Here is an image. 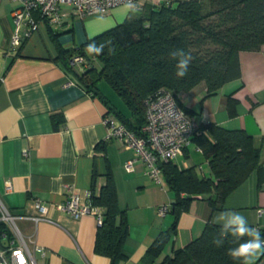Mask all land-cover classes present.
Returning a JSON list of instances; mask_svg holds the SVG:
<instances>
[{
    "label": "crops",
    "instance_id": "obj_1",
    "mask_svg": "<svg viewBox=\"0 0 264 264\" xmlns=\"http://www.w3.org/2000/svg\"><path fill=\"white\" fill-rule=\"evenodd\" d=\"M15 7L14 0H0V199L16 215L18 231L44 247L43 255L35 254L38 264H109L108 257L93 252L96 217L85 214L75 219L54 204L66 198L68 188L78 193L82 203H90L93 174L98 192L110 172L129 227L123 250L126 259L117 264H139L154 237L173 223L174 192L165 182L161 185L148 177L141 159L126 169V162L135 158L134 150L107 138L103 122L109 113L107 106L87 91L70 65L57 58L59 51L49 33L50 27L62 48H77L119 22L125 7L114 6L107 14L84 18L62 7L61 24L39 21L37 29L18 46L12 43ZM238 60L240 77L226 82L216 94L206 96V83L201 80L179 92L177 99L193 112L189 116L195 126L212 122L243 129L264 153V44L255 51L241 50ZM103 94L125 110L122 103ZM229 94L237 100L234 116L227 112ZM98 144L102 151L96 149ZM183 151L173 159L180 168L194 166L198 175L210 173L193 141ZM201 161L207 169H197ZM6 182L11 183L10 191H6ZM35 199L48 206V220L27 218L40 215L33 206ZM162 205L169 206L164 215L157 213ZM225 210L238 211L250 226L264 228V168L251 172L216 207L206 199L192 198L180 211L163 254H172L197 238L207 222L218 224L216 217ZM255 264H264V256Z\"/></svg>",
    "mask_w": 264,
    "mask_h": 264
},
{
    "label": "trees",
    "instance_id": "obj_2",
    "mask_svg": "<svg viewBox=\"0 0 264 264\" xmlns=\"http://www.w3.org/2000/svg\"><path fill=\"white\" fill-rule=\"evenodd\" d=\"M146 4L139 16L125 18L77 48L59 46L57 34L49 27L59 51L57 58L69 67L74 55H84L90 67L80 72L79 81L138 137L145 135L142 130L146 120L144 102L149 96L163 89L177 97L179 92L201 80L206 83V96L216 94L226 82L240 77L239 52L255 51L264 44V0H207L205 3L202 0H166L157 5ZM92 40L106 45L103 54L86 53L85 47ZM174 49H183L193 57L188 74L183 78L175 76L176 62L169 56ZM93 60L100 63L99 69ZM102 81L116 93L125 110L113 105L101 93L99 84ZM227 100V112L234 116L237 100L232 94ZM180 106L185 114L194 115L189 108ZM191 141L202 151L210 173L198 175L194 166L180 168L173 160L158 163L167 188L175 195V202L170 206L174 220L169 228L154 237L139 264H241L227 255V250L236 246L231 237L219 248L211 243L220 226L208 222L197 238L176 248L172 254H163L176 230L180 211L192 198L206 199L216 207L251 172L264 168V162L259 160L260 146H254L252 137L243 129H230L212 122L199 123ZM96 149L103 150L100 144ZM111 177L107 172L103 185L96 192L93 174L88 204L97 207L102 214L93 252L108 257L109 264H117L126 259L123 250L129 227L126 211L117 203ZM5 229L0 222V231ZM257 230L264 236V228Z\"/></svg>",
    "mask_w": 264,
    "mask_h": 264
},
{
    "label": "built area",
    "instance_id": "obj_3",
    "mask_svg": "<svg viewBox=\"0 0 264 264\" xmlns=\"http://www.w3.org/2000/svg\"><path fill=\"white\" fill-rule=\"evenodd\" d=\"M16 7L12 9L15 31L12 34V43L18 46L22 41L37 29L39 21L61 24V8L68 7L70 11L84 18L88 15H104L110 12L114 6L128 3V0H14ZM150 0H132L138 6V11ZM156 0L154 4L161 3ZM73 62L78 65L81 71L90 67V62L84 55L76 54ZM177 97L171 91L160 89L149 96L144 102L145 124L142 127L144 136L138 137L130 130L126 129L113 114L107 113L103 116V122L107 129V138H115L126 148L133 149L135 158L126 162L127 170L132 169V164L136 159H141L147 167L148 177H152L158 184L164 185L161 169V161H171L183 154L184 148L191 142V137L196 132V126L189 115L177 102ZM200 150V148H198ZM26 150L24 151V154ZM201 168V166H200ZM11 183L6 182V191H10ZM66 198L54 204L60 211L70 214L73 218L81 215L91 214L97 219L98 225L102 221L101 211L90 204L82 203L78 193L73 189H67ZM35 208L40 212L39 216L32 218L35 222L45 219L48 206L40 199L34 200ZM169 206L162 205L158 208L160 215L168 211ZM16 215H13L0 200V222L5 226V230L0 231V264H38L36 253L43 255L46 251L44 247L34 243L32 236H25L16 224ZM258 229V227H254Z\"/></svg>",
    "mask_w": 264,
    "mask_h": 264
},
{
    "label": "clouds",
    "instance_id": "obj_4",
    "mask_svg": "<svg viewBox=\"0 0 264 264\" xmlns=\"http://www.w3.org/2000/svg\"><path fill=\"white\" fill-rule=\"evenodd\" d=\"M127 11H138V6L128 0L126 4ZM106 45L97 44L92 40L85 47L88 55H101L104 53ZM114 52V49H109ZM169 56L175 63V76L183 78L188 74L192 55L183 49H174L170 51ZM216 222L220 226V231L215 235L211 243L219 248L222 247L229 237L235 247L227 250V255L233 260H238L241 264H255L261 256H264V236L254 227L250 226L247 218L238 211L225 210L216 217Z\"/></svg>",
    "mask_w": 264,
    "mask_h": 264
},
{
    "label": "rangeland",
    "instance_id": "obj_5",
    "mask_svg": "<svg viewBox=\"0 0 264 264\" xmlns=\"http://www.w3.org/2000/svg\"><path fill=\"white\" fill-rule=\"evenodd\" d=\"M155 1L156 0H150L149 2H147L146 5L154 4ZM161 1L163 2V1H166V0H161ZM202 1L205 3L207 0H202ZM126 4L127 3L120 5L122 7H125V10H126V11H124L125 12L124 13L125 14L124 17H121L122 19H120L121 22L124 20V18H127V17H132L133 18V16H139L141 14L139 11H135V12L127 11ZM117 7H119V5ZM120 21L117 22L116 24L120 23ZM116 24L112 25L111 27L115 26ZM111 27H109V28H111ZM109 28H107V29L109 30ZM93 62L95 63L96 69H99V67H101L100 63L97 60H93ZM100 88L103 91V93L107 94L110 98H112V100L114 102L122 103L121 100L119 99V97L116 95L115 92H113V90L111 89V87L107 83H105V82L102 81L100 83ZM122 105H124V104L122 103ZM262 159H264V153H261V155H260V160H262ZM202 167H204L205 169H207V166H206L205 162H202L201 163V168ZM201 168H200V166L197 167L198 170H200ZM0 200L5 205L4 201L2 199H0ZM5 207H6V205H5ZM10 212L14 215V213L12 211H10ZM17 224H19V222H17Z\"/></svg>",
    "mask_w": 264,
    "mask_h": 264
},
{
    "label": "water",
    "instance_id": "obj_6",
    "mask_svg": "<svg viewBox=\"0 0 264 264\" xmlns=\"http://www.w3.org/2000/svg\"><path fill=\"white\" fill-rule=\"evenodd\" d=\"M69 65L71 67V70L74 71L77 76L80 75V70L77 69L75 63L73 62V58L69 61Z\"/></svg>",
    "mask_w": 264,
    "mask_h": 264
}]
</instances>
